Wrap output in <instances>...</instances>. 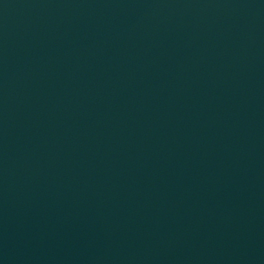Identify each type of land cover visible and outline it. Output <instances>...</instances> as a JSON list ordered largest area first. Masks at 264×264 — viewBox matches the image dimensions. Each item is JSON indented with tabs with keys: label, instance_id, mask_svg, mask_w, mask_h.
I'll return each instance as SVG.
<instances>
[{
	"label": "water",
	"instance_id": "water-1",
	"mask_svg": "<svg viewBox=\"0 0 264 264\" xmlns=\"http://www.w3.org/2000/svg\"><path fill=\"white\" fill-rule=\"evenodd\" d=\"M0 264H264V0H0Z\"/></svg>",
	"mask_w": 264,
	"mask_h": 264
}]
</instances>
